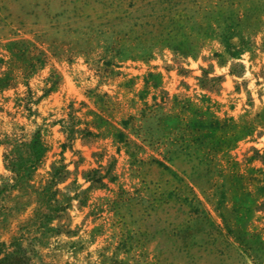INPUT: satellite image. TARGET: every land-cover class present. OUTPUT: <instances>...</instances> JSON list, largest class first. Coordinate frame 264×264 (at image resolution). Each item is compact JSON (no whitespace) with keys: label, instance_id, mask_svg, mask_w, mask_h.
<instances>
[{"label":"rangeland","instance_id":"1","mask_svg":"<svg viewBox=\"0 0 264 264\" xmlns=\"http://www.w3.org/2000/svg\"><path fill=\"white\" fill-rule=\"evenodd\" d=\"M0 264H264V0H0Z\"/></svg>","mask_w":264,"mask_h":264}]
</instances>
